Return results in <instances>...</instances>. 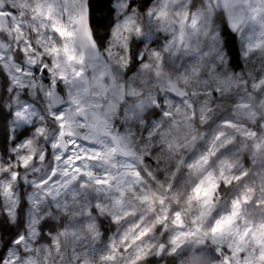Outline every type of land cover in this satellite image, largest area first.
Returning <instances> with one entry per match:
<instances>
[{"label": "clouds", "instance_id": "1", "mask_svg": "<svg viewBox=\"0 0 264 264\" xmlns=\"http://www.w3.org/2000/svg\"><path fill=\"white\" fill-rule=\"evenodd\" d=\"M9 2L0 0V6ZM51 2L18 0L17 21L23 27L5 28L0 37V246L16 231L28 237L31 218L39 216L46 223L32 238V250L20 253V264H28L29 257L35 264H132L138 252L146 253L138 264H224L237 234L264 226V94L249 100L233 89L230 97L223 92L204 97L217 87L211 80L207 85L192 81L181 89L183 95L171 88L183 84L193 68L208 79L211 58L201 57L213 48L223 47L229 72L245 71L241 51L229 55L233 32L219 0H127L134 10L131 32L123 31L118 0L114 23L103 29L91 23L88 3V27L101 54L98 71L118 74L107 100L100 101L101 111L115 129H131L137 158L112 152L79 164L74 156L83 148L97 150L82 134L72 138L76 147L63 152L51 147L59 134L47 82L60 70L70 75L63 54L54 57L45 50L67 42L54 20L36 11ZM61 7L56 5V17ZM193 15L200 17L198 30L190 26ZM63 22L77 34V53L89 55L91 49L81 47V26L71 25L67 16ZM118 24L119 40L111 35ZM117 53L128 60L127 67L119 66ZM53 63L61 68L46 72L44 65ZM146 63L159 64L160 75L155 67L145 70ZM58 83L72 107L66 95L71 85ZM205 100L215 101L212 111ZM242 103L246 106L237 107ZM18 112L30 113L31 123ZM39 127L46 129L44 137L36 134ZM28 140L35 153L17 151ZM28 155L33 159L24 167L19 157ZM13 173L19 179L13 180ZM8 186L23 208L15 220L5 215ZM218 225L223 231L213 234Z\"/></svg>", "mask_w": 264, "mask_h": 264}, {"label": "snow or ice", "instance_id": "2", "mask_svg": "<svg viewBox=\"0 0 264 264\" xmlns=\"http://www.w3.org/2000/svg\"><path fill=\"white\" fill-rule=\"evenodd\" d=\"M18 2V0H17ZM17 2H10L5 6H0V37L5 35L3 29L13 30L22 29V24L17 21ZM88 3L89 0H52L51 3L44 7H37L36 11L55 22V31L66 39L63 48L53 45L45 49L50 56L59 57L61 53L65 58V63L70 68V75L65 70H60L57 75L47 82L49 99V108L52 111V119L58 123V138L54 140L51 147L63 152L69 147H76L73 137L80 136L85 141H91L96 151H89L83 148L81 153L76 154L74 159L77 164L81 160L95 162L103 155L112 152H119L122 157L137 158L135 149L132 147L135 142V136L131 129L126 131L115 129L111 121L108 119L107 111H101L104 105L101 100H107L109 93L116 85V77L110 69L101 72L98 71V61L101 60V54L95 49V41L92 31L88 27ZM60 4L59 9L61 15L56 17L54 14L57 11L56 5ZM219 5L223 8L228 27L233 33L238 36L240 41L241 55L245 59V71L240 73L229 72V60L223 47L213 48L210 52L205 53L201 57V61L206 58H211L206 76L208 79H201L200 68H193L190 74L183 77V84L179 82L172 83L171 88L178 95H183L181 91L186 85H190L192 81L207 85L208 80H211L217 85L211 93L204 92L202 96H215L217 93L223 92L225 96H231L233 89L241 93L247 99H254L256 94H264V0H219ZM20 7L24 5L19 4ZM117 15L123 14V31H133L135 24L134 10L130 7L127 0H118L116 4ZM67 16L70 24L81 26V47L91 49V53L87 56L77 53L75 45L76 32L69 29V25L65 24L64 18ZM185 15L182 25L187 21ZM200 17L193 15L190 26L194 30L197 29ZM137 32L138 28L135 29ZM114 39L119 40L121 36V25H117L111 33ZM219 35V34H217ZM184 33H181L183 39ZM117 47L120 46L118 43ZM123 47H127L126 44ZM27 51V50H25ZM159 56L158 53L154 54ZM23 56V53H21ZM120 61V67H127L128 60L117 53ZM87 60V63H86ZM35 63V60L32 61ZM76 65H80L79 68ZM145 70L156 68V74L160 75L159 64L153 66L151 64L143 65ZM61 65L53 63L51 68L49 65H44L46 72H51L53 69H60ZM89 69L91 75H89ZM220 69H223L221 71ZM23 71V69H21ZM71 85L66 93L68 103L72 107L66 105L65 91L61 86ZM22 87H25L23 84ZM32 87H38L35 81L31 82ZM39 87H43L40 85ZM259 90V93H257ZM27 92V87H25ZM251 94V95H249ZM215 101L205 100L207 105L206 110L212 111L211 104ZM217 107L221 105L216 104ZM245 104H239L237 107H245ZM114 107L113 104H108V110ZM171 107V105H169ZM165 115H171L170 112H165ZM17 116L31 123L29 119L30 113L18 112ZM67 130V131H65ZM46 129L39 127L36 129V134L44 137ZM27 149L31 153H35L33 141L28 140L25 144L20 145L17 151ZM45 157L41 156L43 160ZM60 159L61 157H57ZM33 159V155L20 156V164L27 167ZM147 160V157L141 158ZM79 170V169H77ZM92 175V172L88 173ZM12 179H19L17 173L12 174ZM4 194L8 199V207L5 215L11 219H16V212L23 216V208L19 205V199L14 197L11 187L4 188ZM31 223L34 226L29 230V236L25 237L19 231L13 232L10 239L0 246V264H20L19 255L21 252L28 253L32 250V238L40 235L39 228L42 223L39 216H33ZM199 230V226H197ZM223 231V227L218 225L212 230L213 234ZM189 235L182 233L181 236ZM179 239V237H177ZM23 246V247H21ZM219 250V249H218ZM230 255L224 257V264H264V226L255 229H246L243 233L235 236L234 241L227 247ZM146 253L138 252L132 261V264H138L144 258ZM73 258H75V253ZM106 259H112L111 256ZM47 260V257L45 258ZM28 264H35L33 258H28ZM51 264H55L52 261ZM79 264V262H77Z\"/></svg>", "mask_w": 264, "mask_h": 264}, {"label": "trees", "instance_id": "3", "mask_svg": "<svg viewBox=\"0 0 264 264\" xmlns=\"http://www.w3.org/2000/svg\"><path fill=\"white\" fill-rule=\"evenodd\" d=\"M114 1L115 0H89L91 10L90 21L94 27L103 29L110 27L111 23H114V20H112L115 13V8L113 7ZM133 3H135V0H133ZM229 39L231 42V51L229 55L235 54L238 56L240 53V44L235 33L230 32Z\"/></svg>", "mask_w": 264, "mask_h": 264}, {"label": "rangeland", "instance_id": "4", "mask_svg": "<svg viewBox=\"0 0 264 264\" xmlns=\"http://www.w3.org/2000/svg\"><path fill=\"white\" fill-rule=\"evenodd\" d=\"M115 2V1H114ZM239 44H240V41H239Z\"/></svg>", "mask_w": 264, "mask_h": 264}, {"label": "water", "instance_id": "5", "mask_svg": "<svg viewBox=\"0 0 264 264\" xmlns=\"http://www.w3.org/2000/svg\"><path fill=\"white\" fill-rule=\"evenodd\" d=\"M90 13H91V10H90Z\"/></svg>", "mask_w": 264, "mask_h": 264}]
</instances>
